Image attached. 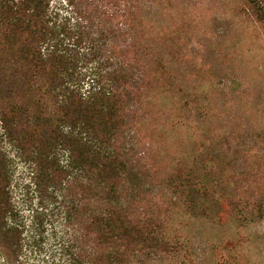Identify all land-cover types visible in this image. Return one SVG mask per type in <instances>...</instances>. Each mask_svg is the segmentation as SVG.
Returning <instances> with one entry per match:
<instances>
[{"label":"trees","instance_id":"trees-1","mask_svg":"<svg viewBox=\"0 0 264 264\" xmlns=\"http://www.w3.org/2000/svg\"><path fill=\"white\" fill-rule=\"evenodd\" d=\"M147 1L0 0V93L13 98L0 120L16 142L36 150L31 184L40 197L24 217L0 152V264H160L183 252L160 203L141 189L148 173L135 161L141 99L171 72L160 48L144 39ZM245 1L262 25L259 0ZM214 150L176 168L166 197L224 225L254 205L225 193V165L216 164ZM59 152L67 155L64 167ZM58 196L57 214L48 205ZM238 243L221 248L233 253L226 264H252Z\"/></svg>","mask_w":264,"mask_h":264},{"label":"rangeland","instance_id":"rangeland-1","mask_svg":"<svg viewBox=\"0 0 264 264\" xmlns=\"http://www.w3.org/2000/svg\"><path fill=\"white\" fill-rule=\"evenodd\" d=\"M147 2L144 39L160 48L174 73L166 72L162 84L141 99L139 119L145 125L135 161L148 173L141 189L160 203L169 237L184 246L160 264H226L233 253L221 248L230 240L239 242L252 264H264V23H257L245 0ZM259 2L264 9V0ZM169 76L175 77L172 84ZM10 101L0 93V114ZM214 149L220 154L216 164L225 165L230 189L225 193L254 205L224 225L194 216L175 197L171 202L166 197L168 176L185 162L211 157ZM35 151L8 135L0 120V152L8 161L13 201L27 219L40 204L31 184ZM57 160L67 165L64 152ZM54 200L44 203L58 214L62 200ZM249 236L252 242L245 241Z\"/></svg>","mask_w":264,"mask_h":264}]
</instances>
